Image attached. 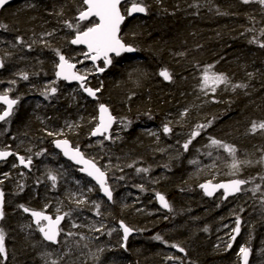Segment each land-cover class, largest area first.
Instances as JSON below:
<instances>
[{"label":"trees","instance_id":"trees-1","mask_svg":"<svg viewBox=\"0 0 264 264\" xmlns=\"http://www.w3.org/2000/svg\"><path fill=\"white\" fill-rule=\"evenodd\" d=\"M32 2L28 8L14 3L0 13V25L6 26L0 27V95L8 94L19 103L37 96L42 104L36 109L18 104L13 117L0 126V148L24 157L40 156L53 152L54 139L64 138L101 170L105 162H117L120 174L148 169L143 173L149 183L142 188V198L137 195L133 201L125 198L121 203L113 200L104 205L106 214L104 206L90 210L99 223L100 219L117 225L123 221L137 236L147 239L151 231L157 232L171 221L174 231L163 235L158 243L161 247L145 242L132 248L133 239L123 246L112 241L113 254L103 255L107 259L117 253L119 257L108 259V264H168L172 260L164 252L173 244L184 249V257L176 255L182 264H238L242 246L249 249L250 262L259 252L264 264V130L251 131L253 122H264V47L260 46L264 44V5L259 0H143L145 17L126 19L120 31L123 42L136 49L135 57L112 59L107 69L87 82L88 87L100 89L99 102L123 129L116 140L104 142L101 153L89 155L83 149H87L88 133L95 124L94 103L70 114V121L82 116V123L67 130L61 126L66 118L55 111L56 106L65 104L61 95L43 92L64 88L54 79L57 50L68 59L82 55L80 49L69 46L73 33L68 24L84 9L83 0ZM164 69L170 80L160 76ZM205 69L209 74H223L228 82L204 85ZM165 124L172 129L167 134ZM197 125L207 126L199 130L200 135L186 151L183 144ZM144 126L156 128L159 136H148ZM209 138L236 148V159L245 162L239 171L231 168L232 157L223 148L211 146ZM34 165L25 173L29 182L18 174L21 170L4 172L0 167V173L7 174L0 177L4 194L0 229L5 233L7 255L2 264H88V252L107 244L103 227L91 245L82 241L70 254L48 263L37 258L30 239L20 234L24 218L18 206L51 212L50 202L55 203L53 197L58 196L59 186L44 185L50 167L42 171L41 182L39 172L32 170ZM236 179L247 183L235 199L206 200L198 190L201 182ZM157 193L165 196L170 206L167 212L156 207L153 199ZM43 196L46 203L40 201ZM9 197L15 198L18 206L8 205ZM163 216L169 220L162 221ZM237 217L240 231L233 235L235 239L216 248L213 232L218 226L235 223ZM35 238L37 250L42 244ZM103 255L92 264H99Z\"/></svg>","mask_w":264,"mask_h":264},{"label":"snow or ice","instance_id":"snow-or-ice-1","mask_svg":"<svg viewBox=\"0 0 264 264\" xmlns=\"http://www.w3.org/2000/svg\"><path fill=\"white\" fill-rule=\"evenodd\" d=\"M244 3H249L250 0H243ZM9 0H0V7L8 4ZM84 5L87 7L79 12L78 20L85 21L89 20V18H96L98 22L92 23L91 26L87 27L86 30L77 31L75 37L70 41L72 45H84L87 48V52L83 53L85 59H90L93 64L96 61L103 59V63L106 66L112 63L111 55L114 53L116 56H120L123 52H134L136 49L130 45H127L123 42L122 37L120 35L121 24L125 20V15L121 12V0H83ZM261 5H264V0H259ZM147 6L143 4V0H132L131 7L127 9V15L131 16L133 13H146ZM0 27H6L5 25H0ZM69 28H72V24H68ZM78 27V26H77ZM19 42V41H18ZM264 47V44L260 45ZM56 55L59 57V63L56 65L57 71L55 73L58 79H64L66 81H79L80 87L84 89V91L91 97H96V93L100 91L99 88L93 90L90 87L85 86V81L87 79L86 76L78 74L76 71H73L75 68V64L70 63L68 59L62 55L59 50H57ZM2 66V65H0ZM211 66H209L210 68ZM97 71L103 72L105 69L101 67L96 68ZM164 80H170L171 75L167 69L161 70L159 73ZM23 79H28L27 75H23ZM211 81L214 85L218 84H226L228 79L223 74H216L212 72L209 74V69H205L203 76V83L207 85ZM235 87H245V85H234ZM215 90V89H213ZM56 88H51V93L55 94ZM47 98V96H46ZM0 102L7 105L6 110L0 114V121H4L7 117L11 116L13 111V106L17 103L15 99H9L7 94L0 95ZM115 117L111 115L109 109L104 105H99V119L96 127L93 129L91 135H103L108 133L112 127V124L115 122ZM211 121H209V125ZM207 125H197V130H194L191 133V138L183 144V148L187 151L189 145L192 143V139L200 135V129H203ZM71 127V126H70ZM259 130H264V122H260L257 124L256 122L252 123L251 131L255 132ZM163 131L165 134L172 131V129L165 124L163 126ZM48 135H53V133L49 132ZM110 137L105 136V139H109ZM211 146L217 148H223L225 152H227L232 157L231 168L239 171V165L241 163H245L242 161H238L235 157L236 148L232 145L224 143L221 140L215 138H209ZM56 147L61 148L64 152V155L69 159L74 160L77 164H83L84 167L80 170L82 172H86L88 176L92 177L97 184H99L100 189L102 190L104 196L108 198L109 201L113 199L112 190L107 186L106 181V173L102 171L101 168L97 167L96 163L92 160L85 159L83 154L80 152L79 148L73 149L69 146L67 140H56ZM13 155V153L8 151H0V159H5L8 156ZM39 155V154H38ZM211 155V153H209ZM20 164L24 167H29L32 163L31 157L25 158L24 156L17 157ZM250 163V162H247ZM131 167V165H129ZM138 172L143 171L147 172L148 169H137ZM7 175V174H5ZM53 182L56 180L55 176L49 177ZM123 179V177H121ZM247 183L245 180L236 179L232 180L228 183L221 184H212L211 181L205 184H201L200 187L204 189L205 194L208 196H212L213 193L218 189L224 190V196L227 198L228 195L238 193L242 190L241 186ZM55 187V184H53ZM142 187V186H141ZM143 190V189H142ZM92 191V189H89ZM3 192H0V205L3 203ZM157 199L159 200L161 206L163 208H169V204L163 195L159 193L156 194ZM77 203H83V201H77ZM21 208L24 209L25 212H29L28 208H25L23 205H20ZM100 205L97 204L96 208L99 209ZM59 211V209H57ZM31 216L34 218V222L36 223L38 230L43 234V238L46 241H50L52 243L57 242V237L60 234L59 224L60 221L64 218L63 216L57 215L56 218H53L49 215H46L41 211H31ZM99 214V212H97ZM4 213L0 210V219H3ZM42 221H46V224H42ZM75 226V225H74ZM120 227L123 229V239L127 240L130 233L133 231L130 227L126 226L123 221L120 222ZM206 230V229H205ZM95 231H100L99 228L95 229ZM236 233L240 231V219L237 217L236 220V228L234 229ZM156 240H160V236L154 237ZM235 239V236L232 237ZM231 244L228 245L231 248ZM172 247L177 248L178 245L173 244ZM180 251H184L183 248H179ZM239 255L243 260V264H248V256L249 249L247 247H241L239 249ZM0 257H6L5 250V233L3 229H0ZM172 257H169L171 259ZM2 264V262H0ZM55 264V262H54Z\"/></svg>","mask_w":264,"mask_h":264},{"label":"rangeland","instance_id":"rangeland-1","mask_svg":"<svg viewBox=\"0 0 264 264\" xmlns=\"http://www.w3.org/2000/svg\"><path fill=\"white\" fill-rule=\"evenodd\" d=\"M191 1V0H189ZM33 6L32 1H23L18 2L17 7L18 8H28ZM123 9V8H122ZM95 20H92L90 22L85 23H79L77 21L72 22V28L68 29L73 33L72 35H75L77 31H83L86 30L87 27L91 26L92 23H95ZM78 26V27H77ZM71 62H74L77 65V70L80 75H84L87 78H90L92 75H94V69L90 64L86 62V59H75L70 58ZM44 85L50 86V82H44ZM4 91H8V89L4 88ZM44 92V95L47 93H51V89H47ZM61 92L62 98L61 101H64L65 104L63 106H56V110L60 111V118L63 117V119L66 118V120H63L61 123L62 127H65V129H70L73 127H76L75 123H82V116H78L76 118V122H72L69 120V116L74 115L77 112H81L82 108L87 105L86 99L82 97L80 92L77 88H60V90H57L55 93ZM44 96H42L43 98ZM49 99H51V95H49ZM40 100V97L33 96V99L29 98L27 101V104L35 103L39 105L37 101ZM41 101V100H40ZM77 109V110H75ZM67 110V111H66ZM68 119V120H67ZM75 125V126H74ZM71 126V127H70ZM145 128L143 129V132L147 133L148 136L156 138L159 136L160 132L157 131L156 128ZM123 129L120 127L119 124L115 125L113 132L111 133V139L116 140L119 135L122 133ZM104 141H94L93 143H88L86 145L87 149H83L84 152H87L89 155H97L98 153H101V151L104 149ZM48 156L42 157L41 155H33L30 154L29 156L25 157H31L33 163L35 162V165L32 167L33 172H39V179L42 182V171H45L46 167H50L48 171L51 173L50 176H55L56 180L53 182L50 178L45 180L44 185H53L59 186L58 188V196L53 197V199L56 201L55 203H51L52 209L50 210L52 213L61 212L64 213L66 216L65 223L62 228V237L60 239L59 245L55 249H50V251H47L45 254V257L49 256H57L59 254H65L70 251L73 246L76 245V233L80 232L81 230H85L89 233L87 236L88 239H96L100 235L101 227L105 230V235L103 237L104 241H112L117 242V245H121L122 238L120 234V230L118 228L117 224L114 223H107L105 219H100L101 223H99V219L93 216L91 208H94L96 210V205L99 204L100 207L105 205L104 200L99 197L96 189L94 186L89 183L87 180L77 177L75 172L71 169V167L65 163H62L59 161L58 158L60 156L53 152H49ZM41 160V162H40ZM62 160V159H61ZM53 165V167H52ZM117 162H108L104 163L102 165V170L105 171L106 174H110L111 177H109V187L112 190L114 200L117 203L123 202L125 198L136 197L137 195L142 198L143 195V189L147 187V183H149V180L146 181L145 176L146 174H143L145 172L137 170L131 171L129 173L120 174L121 169L117 168ZM4 172L5 171H12L16 168V165L10 163L3 166ZM5 173H0V177H2ZM22 178L25 182H29L28 180H31L29 177L25 176V172L20 173ZM49 176V177H50ZM123 177V179H121ZM146 182V183H145ZM40 183V182H39ZM144 183V184H143ZM145 185V187H144ZM142 186V187H141ZM89 189H92V191H89ZM62 197V198H61ZM154 200V199H153ZM41 202L46 203V197L43 196L40 199ZM77 201H83V203H77ZM12 204V203H11ZM10 205V203L8 204ZM46 206V204H45ZM81 207H86L89 210L83 211ZM59 209V211H57ZM105 206L103 208V212L106 214ZM105 217H107L105 215ZM161 217V216H160ZM162 221H168L169 218L162 217ZM75 225V226H74ZM99 228L100 231H95V229ZM236 228V222L235 223H228L221 226H218L216 230L214 231L216 236V239L218 240V243H226L230 239H232L233 235L236 233L234 229ZM174 229V223L172 221L167 224V226L159 229L158 236H166L170 235ZM112 237V238H111ZM146 240L142 238L141 236H136L133 238V241L131 242V245H129L132 248H136L140 243H145ZM135 243V245H133ZM113 248V247H112ZM180 248V247H178ZM164 253H166L168 260H172V262H168V264H182L177 258L176 254L174 252H171L170 250H166ZM251 256V255H250ZM169 257H172L169 259ZM174 257V259H173ZM241 256L239 255V252L237 254V263L239 264ZM167 264V263H166ZM185 264H194L190 261H185ZM249 264H261L260 263V253L257 252L255 256L253 257L252 261Z\"/></svg>","mask_w":264,"mask_h":264},{"label":"bare ground","instance_id":"bare-ground-1","mask_svg":"<svg viewBox=\"0 0 264 264\" xmlns=\"http://www.w3.org/2000/svg\"><path fill=\"white\" fill-rule=\"evenodd\" d=\"M29 1H32V0H29ZM37 2V1H36ZM16 3H18V2H16ZM125 9H126V6L122 9V12H124L125 11ZM127 18H125V20H126ZM135 19V18H134ZM92 20H94V19H92ZM92 20H90V21H92ZM90 21H87V22H90ZM122 28V27H121ZM74 36V35H73ZM70 41H71V39H70ZM70 41H69V46L71 47V48H73V49H80L81 51H82V55L79 57V58H76V59H85V57H84V55H83V53H84V51L81 49V48H78V47H73V46H71L70 45ZM122 56H125V55H122ZM122 56H120V57H122ZM119 57V58H120ZM135 57V56H134ZM66 58V57H65ZM57 59H58V56L56 57V60H55V62H54V74H55V68H56V65L58 64V62H57ZM66 59H68V58H66ZM113 59V58H112ZM117 59V58H116ZM69 60V59H68ZM69 62L70 63H73V64H75L74 62H71L70 60H69ZM86 62L88 63V64H90L89 62H88V59H86ZM91 65V64H90ZM92 66V65H91ZM98 67H101V68H104V66H103V64L101 63V62H99L98 63V65H97ZM77 65L75 64V71L79 74V72H78V70H77ZM92 68L94 69V67L92 66ZM105 69V68H104ZM107 69V68H106ZM94 75H97L96 74V70L94 69ZM55 79V78H54ZM88 80H89V78H88ZM56 82H60V83H62L63 84V87H65V88H77L78 89V91L80 92V94L82 95V93H81V91L79 90V88H78V86L77 85H66L64 82H61V81H57V80H55ZM88 82V81H87ZM94 90V89H93ZM58 94H60L61 96H62V94H61V92H58ZM8 95V94H7ZM98 95H99V92H98V94L96 95V98H95V100H89L88 98H86L85 96H83L82 95V97L84 98V99H86V101L88 102V103H94V105H95V113H94V119H95V124H94V126H93V128L90 130V132L88 133V138H89V140H90V142H88V143H93L94 141H102V139H96V140H92L91 138H90V134H91V132L93 131V129L95 128V126L97 125V122H96V110H97V108L99 107V105L100 104H103V103H100L99 102V100H98ZM11 99H14V98H12L10 95H8ZM29 98H31V99H33V96H30ZM15 100H17V99H15ZM27 100L26 101H21L20 103L18 102V100H17V104H16V106H15V108H14V110L12 111V114H11V116L5 121V122H3V123H1L0 124V126L1 125H3L4 123H6V122H8L12 117H13V115H14V112H15V110L17 109V106H18V104L19 105H28V107L29 106H33L34 107V109H36V108H38L39 106H40V104H42V102L39 100V101H37L38 103H40L39 105H37V104H35V103H30V105L29 104H27ZM105 105V104H104ZM106 106V105H105ZM107 107V106H106ZM108 108V107H107ZM2 110H3V108L0 106V113L2 112ZM56 112H58V110H55ZM115 125H117V123H116V120H115V124H114V126H113V128H112V130H111V132H110V134H109V136H110V139H111V133L113 132V130H114V127H115ZM54 140H67V139H64V138H57V139H54ZM53 140V141H54ZM52 141V142H53ZM68 141V140H67ZM104 141V140H103ZM69 142V141H68ZM105 142V141H104ZM70 143V142H69ZM52 144V143H51ZM71 145V144H70ZM72 146V145H71ZM73 147V146H72ZM51 148H52V146H51ZM73 148H75V147H73ZM53 150V149H52ZM80 150V149H79ZM0 151H9V150H5V149H3V148H0ZM9 152H11V153H13L12 151H9ZM55 152V151H54ZM80 152L83 154V152L80 150ZM56 153V152H55ZM49 154L47 153V154H43V155H41V160H42V157H44V156H48ZM15 156H21V155H19V154H14L13 153V155L7 160V161H5V162H3V163H0V167L1 166H4L5 164L7 165V162L8 161H10V160H12V164H14V165H16V168L15 169H19V170H21V171H17L18 172V174H20V173H22V171H24L25 173H28V172H26L25 171V169L24 168H21V167H19L18 166V164H17V161L15 160ZM84 156V155H83ZM84 158H86V157H84ZM41 160H40V162H41ZM63 160V159H62ZM64 161V160H63ZM65 162V161H64ZM33 163V162H32ZM32 163H31V165H32ZM66 164H68L70 167H71V169L75 172V174H76V176L77 177H81V178H83V179H85V180H87L89 183H91L87 178H85V177H83V176H81V175H79L78 174V172H77V169L75 168V167H73V166H71L69 163H67V162H65ZM31 165H29V167H31ZM98 167V166H97ZM160 174V173H159ZM106 178H107V186L109 187V179H108V176H107V174H106ZM92 184V183H91ZM93 185V184H92ZM94 186V185H93ZM94 188L96 189V187L94 186ZM110 188V187H109ZM244 188H245V185H244ZM244 188L241 190V192L244 190ZM0 191L2 192V190L0 189ZM96 191H97V193H98V195H99V192H98V190L96 189ZM241 192L237 195V196H235V197H233V198H229V199H227V200H222L221 199V194L220 193H218L216 196H214L213 198H211V199H206L205 197H204V199H206V200H212V199H214L215 197H218V198H220V200L221 201H228V200H230V199H235V198H238V197H240V194H241ZM99 197H101L100 195H99ZM165 197V196H164ZM102 198V197H101ZM3 199H4V195H3ZM103 199V198H102ZM166 199V198H165ZM104 200V199H103ZM114 200V196H113V199L111 200V202L110 203H108V202H106L105 200H104V202H105V204H107V205H110L111 203H112V201ZM129 200L130 201H133V199H132V197H129ZM9 202H10V205H11V207L12 206H18L17 204H16V201H15V198H10L9 197ZM12 203V204H11ZM154 203H155V205H156V207L159 209V210H161L162 212H167L168 211V208L164 211V210H162L160 207H159V205L156 203V201L154 200ZM3 206H4V201H3ZM25 208H28L30 211H39V210H35V209H32V208H29V207H26V206H24ZM23 208H21L20 206H18V210H19V212H20V214L21 215H23V218H24V221H23V223L21 224V226L18 228V230H19V232H20V234L22 235V237H24L25 239H30V249H32L34 252H35V254L37 255V258L38 259H41L44 263H48V261H50V260H53V259H56V258H61L62 256H64V255H67V254H70L75 248H77L78 247V245L80 244V242H82V241H85V245H91L92 243H93V238L92 239H88L87 238V236L89 235V233L88 232H86L85 230H81L80 232H77L76 233V237H77V240H76V245L75 246H73V248H71L70 249V251L69 252H67V253H65V254H59V255H57L56 257L55 256H49V257H45V254H46V252L47 251H50V249H55V248H57L58 247V245H59V242H60V239H61V237H62V228H63V225H64V223H65V219H66V216H65V214L64 213H61V212H57V213H52V212H47V211H41V212H44V213H46V214H48V215H50L52 218H55L57 215H63V223H62V225H61V227H60V234H59V237H58V240H57V244H56V246H53V245H51V244H47V243H45L43 240H42V238L40 237V234H39V230H38V227L37 226H35L33 223H32V221L30 220V218L27 216V215H24L23 213H22V210ZM120 223V222H119ZM118 223V224H119ZM133 232H134V234L132 235V236H129L128 238H127V240H125V241H123V234H122V231L120 230V234H121V238H122V242H121V245H125L130 239H133V238H135L136 236H137V234H136V232L133 230ZM159 231H151L149 234H148V239L147 238H144L143 236H141L142 238H144L145 240H146V242H147V244H150V245H152V246H157V247H161L158 243L160 242V241H163V239L164 238H162V237H164L163 235L161 236V239L160 240H156V239H154V237H156V236H158V233ZM139 236V235H138ZM216 234H215V232H213V238H212V240H213V245H215L216 246V248H224L225 247V245H226V243H218V240L216 239ZM35 237H37L39 240H40V242H41V244L42 245H38L37 246V250H36V248H35V245H36V238ZM10 238V237H9ZM112 238V237H111ZM132 240H130L129 242H131ZM107 242V244H104V247H99V249L98 250H96V251H89L88 252V258H89V261H91V262H88V264H92V261L95 259H97L100 255H103V254H108V253H110V254H113L112 252H110V251H112V243H110L111 241H106ZM115 244H117V242H114ZM50 248V249H49ZM173 248L174 247H171V248H168L167 250H170L171 252H174L176 255H178V256H180V257H184V256H182L179 252H177V251H175V250H173ZM166 251V250H165ZM6 257H7V255H6ZM103 257H104V259H103ZM116 257H119V255L116 253L114 256L113 255H111V257H108L107 259H106V257H105V255H103L102 256V259H101V261L99 262V264H108V259H110V258H116ZM7 259V258H6ZM6 259L5 260H2L1 259V257H0V262H2V263H4L5 261H6ZM249 262H250V257H249V261H248V264H249ZM85 264H87V262L85 263Z\"/></svg>","mask_w":264,"mask_h":264},{"label":"water","instance_id":"water-1","mask_svg":"<svg viewBox=\"0 0 264 264\" xmlns=\"http://www.w3.org/2000/svg\"><path fill=\"white\" fill-rule=\"evenodd\" d=\"M23 1H29V0H9V3H8V4L4 5L3 7H0V13H1L5 8L9 7L10 5H12V4L16 3V2H23ZM32 1L44 2L45 0H32ZM131 2H132V0H121V12H122V8H124V7L126 6L125 11L122 12V14L125 15V18H127V19L144 18L145 15H146V13H133L131 16H128V15H127V9L131 7ZM83 7H84V9H85L87 6L84 5V3H83ZM78 16H79V14L76 16V21L79 22V23H85V22L90 21V20H92V19H94L96 22H98V20H97L96 18H94V17L89 18V20L79 21V20H78ZM124 22H125V20H124ZM124 22L121 24V27L123 26ZM74 37H75V35L71 38V40H72ZM70 45L73 46V47L81 48V49L84 51V53L87 52V48H86V46H84V45H72L71 43H70ZM110 55H111V58H113V59L119 58V57L122 56V55H125V56H128V57H134V56H135V51H134V52H123V53H121L120 56H116L114 53H112V54H110ZM57 62L59 63V57H58V59H57ZM88 62L94 67L95 70H96V68L98 67L97 65H98L99 62H101V63L103 64V66H104L105 69L108 68V67L110 66V65H108V66L105 67V65H104V63H103V59L96 61L95 64H93V62H92L90 59H88ZM0 65H2L1 60H0ZM1 68H2V66H0V70H1ZM56 71H57V68H55V73H56ZM73 71H75V68L73 69ZM101 73H102V72H99V71L96 70V74H97V75H99V74H101ZM54 78H55V80H57V81L64 82L67 86H68V85H77L83 96H85V97L88 98L89 100H92V101L95 100L96 97L94 98V97L89 96V95L84 91V89L80 87V83H81V82H79V81H75V80H73V81H66V80H64V79H58V78L56 77L55 74H54ZM87 81H88V78H87L86 81H85V86H86ZM86 87H87V86H86ZM97 94H98V92L96 93V95H97ZM3 95H4V94H3ZM8 97H9V96H8ZM9 99H11V98L9 97ZM16 104H17V103H16ZM16 104L13 106V110H14ZM0 106L3 108L2 112L0 113V114H2L3 111L6 110L7 105H5V104H3L2 102H0ZM109 112H110V111H109ZM9 117H10V116H9ZM9 117H7L4 121H0V124L3 123V122H5ZM98 119H99V107H98L97 110H96V122H97V123H98ZM114 124H115V122L112 124V127H111V129L109 130L108 133H105V134H103V135H96V136H92V135L90 134V138H91L92 140L102 139V140H104L105 142L108 143V142L110 141V138H109V139H105V136L110 137L109 134H110V132H111V130H112ZM95 127H96V126H95ZM91 133H92V132H91ZM55 141H56V140H54V141L52 142V144H51L53 151H55V152L60 156V158L63 159L65 162H67V163H69L71 166L75 167V168L77 169L78 174L81 175V176H83V177H85V178H87V179H88V180H89V181H90V182L96 187V189H97L98 192H99V195H100V196H101L106 202L110 203L111 201H109L108 198H107L106 196H104L102 190L100 189L99 184H97V182H96L92 177L88 176L86 172H82V171L80 170L81 168L84 167V165H83V164H77L74 160L69 159L67 156H65V155H64V152L62 151V149L56 147ZM68 143H69V142H68ZM69 146L72 147V146L70 145V143H69ZM72 148H73V147H72ZM73 149H75V148H73ZM8 152H9V151H8ZM11 156H12V155L8 156V157L5 158V159H0V163H3V162H5V161H7ZM17 157H18V156H15V160L17 161L18 166L21 167V168H24L26 172H29V171H30V167H24L23 165H21ZM85 159H86V158H85ZM106 181H107V178H106ZM230 181H232V180H225V181H222V182H211V183H212V184H221V183H228V182H230ZM205 183H208V181H207V182H201V183L198 185V190H199L200 194L203 196V198L205 197L206 199H211V198H213L214 196H216L218 193H220V194L222 195V196H221V199H222V200H227V199H229V198H233V197L237 196V195L241 192V191H240V192H238V193H234V194L228 195L227 198H225V196H224V190H223V189H218V190H216V191L213 193L212 196H208V195L205 194L204 189H202V188L200 187L201 184H205ZM244 185H245V184H244ZM244 185L241 186L242 189L244 188ZM0 192H1V191H0ZM154 200L156 201V203L159 205V207H160L162 210L165 211V210L167 209V208H163V207L161 206L159 200L157 199V195L154 196ZM3 201H4V199H3ZM2 209H3V203H2V205H0V210H2ZM21 211H22V213H23L24 215H27V216L30 218V220L32 221V223H33L35 226H37L36 223L34 222V218H33V217L31 216V214H30L31 211H29V212H25L24 209H22ZM45 214H46V213H45ZM46 215H48V214H46ZM49 216H50V215H49ZM60 216H63V215H60ZM55 218H56V217H55ZM55 218H53V220H54ZM0 221H1V219H0ZM41 223H42V224H46L47 222H46V221H42ZM62 223H63V219L60 221L59 228L61 227ZM118 228H119V230L122 231V234H123V229H121V227H120V223L118 224ZM39 234H40V237L42 238V240H43L45 243H47V244H51V245H53V246H56L57 242H56V243H52V242H50V241H46V240L43 238V234L40 233V232H39ZM133 234H134V232L132 231V232L130 233L129 236H132ZM129 236H128V237H129ZM58 237H59V235H58ZM58 237H57V240H58ZM123 241H125V240L123 239ZM173 250L179 252L182 256H184V254H185L184 251H180L178 247H177V248H173ZM249 257H250V253H249V256H248V261H249ZM1 259H2V260H5L4 257H1ZM239 264H243V260H242V258H240V262H239Z\"/></svg>","mask_w":264,"mask_h":264},{"label":"flooded vegetation","instance_id":"flooded-vegetation-1","mask_svg":"<svg viewBox=\"0 0 264 264\" xmlns=\"http://www.w3.org/2000/svg\"><path fill=\"white\" fill-rule=\"evenodd\" d=\"M86 86L88 87V84L86 83Z\"/></svg>","mask_w":264,"mask_h":264}]
</instances>
